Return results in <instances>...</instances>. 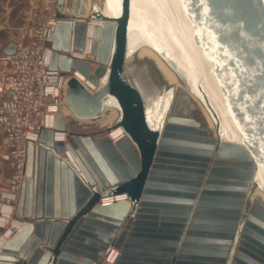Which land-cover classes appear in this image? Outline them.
Wrapping results in <instances>:
<instances>
[{"label": "water", "instance_id": "1", "mask_svg": "<svg viewBox=\"0 0 264 264\" xmlns=\"http://www.w3.org/2000/svg\"><path fill=\"white\" fill-rule=\"evenodd\" d=\"M56 7L51 70L74 69L97 87L71 78L68 108L81 120H106L110 109L118 117L110 138L96 139L70 131L60 112L55 130L29 142L18 225L0 264H72L61 248L81 242L96 264L115 249V264H264V200L253 195L264 192V0ZM91 19L101 20L95 60L74 58ZM201 106L220 138L196 126ZM64 131L66 144L54 137ZM123 195L130 200L98 205ZM160 211L168 216L158 220Z\"/></svg>", "mask_w": 264, "mask_h": 264}, {"label": "built area", "instance_id": "2", "mask_svg": "<svg viewBox=\"0 0 264 264\" xmlns=\"http://www.w3.org/2000/svg\"><path fill=\"white\" fill-rule=\"evenodd\" d=\"M56 10L57 7L50 10V19L35 31L29 45L19 44L15 54L5 56L4 71L0 75V125L4 130L7 158L16 173L10 189H7L12 194L10 201L14 209L25 176L29 142L38 143L43 128L55 130L58 113L63 112L66 118L72 115L65 110L68 108V82L73 77L79 79L82 76L74 69L70 72L51 70L55 51L52 34L60 20L56 16ZM79 52L72 50L70 54L74 58H80ZM81 82L91 93L96 91L97 87L88 79L84 78ZM108 111L107 120L98 121L109 122ZM109 127L105 130V136L110 133ZM59 136L61 140L58 139ZM54 137L65 144L70 140L67 131L55 132ZM6 192L1 194L3 199ZM119 200H129V197L123 195L119 199L112 198L109 203ZM115 255L117 258L118 254Z\"/></svg>", "mask_w": 264, "mask_h": 264}, {"label": "rangeland", "instance_id": "3", "mask_svg": "<svg viewBox=\"0 0 264 264\" xmlns=\"http://www.w3.org/2000/svg\"><path fill=\"white\" fill-rule=\"evenodd\" d=\"M57 0H0V75L4 71V51L11 44L29 45L35 31L46 23ZM90 60H95L92 56ZM109 122L98 120H81L73 115L69 116V130L72 132H98L96 136H105L106 129L114 125L115 110H109ZM116 121V120H115ZM16 173L7 158L4 145L3 131L0 127V201H4L1 194L10 189ZM4 228H0V236Z\"/></svg>", "mask_w": 264, "mask_h": 264}, {"label": "bare ground", "instance_id": "4", "mask_svg": "<svg viewBox=\"0 0 264 264\" xmlns=\"http://www.w3.org/2000/svg\"><path fill=\"white\" fill-rule=\"evenodd\" d=\"M90 3H92V0H90ZM89 9H90V7H89ZM88 12H87V14H88ZM100 23H101V20H99V19L89 20L88 34H87V40H86V49L83 52L78 53L80 58L88 59V60H90L92 58V55L90 54V52H91L90 49H91V45L94 41L93 31H94L95 25L100 24ZM80 75H82V74H80ZM84 78L85 77L82 75L79 77V80L81 81ZM85 79L87 80V78H85ZM172 85L181 86L182 84L179 81L175 80V78H174ZM65 110H66L67 114H72V112L70 111L69 108H67ZM110 110H112V109H110ZM107 115H108V113H107ZM117 117H118V113L115 111V116L113 117L112 121L115 122ZM94 120H99V119H94ZM106 120H107V118H106ZM196 126L199 128H205V129L209 130L211 136H213L215 138H220V136H221L222 127L210 119V117L207 113V109L204 106H201L199 109V113H198L197 119H196ZM112 127H113V125L109 127L110 131H111ZM58 139L61 140V137L59 136ZM253 195L261 197L264 200V192L259 187L255 188ZM3 197L5 200L0 201V228H4V231L0 236V251L2 249V246L5 242V240L13 235L14 230L18 225V223L16 222V220L14 218V211H15L14 205L10 201L12 198V194L7 191ZM111 199L112 198L106 199V203H109L111 201ZM115 260H116V255L113 254L109 258L108 261H109V263L113 264L115 262Z\"/></svg>", "mask_w": 264, "mask_h": 264}, {"label": "crops", "instance_id": "5", "mask_svg": "<svg viewBox=\"0 0 264 264\" xmlns=\"http://www.w3.org/2000/svg\"><path fill=\"white\" fill-rule=\"evenodd\" d=\"M67 126L69 127V117L67 118ZM0 127H1V129L3 131V136H4V130H3V128H2L1 125H0ZM86 133H93V132L91 131V132H86ZM103 137H105V136H95L96 139L103 138ZM211 137H213V136H211ZM250 182L252 183L253 181L251 180ZM129 200H130V198H129ZM142 202L143 201H141V203ZM151 202H156V201H151ZM105 203H106V199H101L100 202L98 203V205H103ZM168 203L169 202H166L165 204H168ZM175 204H177V203H175ZM138 207L140 208V205ZM156 214H157V216H159V219L158 220H161V218H163V216H168V215H163L162 214V211H160L159 213H153V215H156ZM171 216H174V215H171ZM134 219H135V217H134ZM127 220H128V218L123 219L121 222L123 224H125L127 222ZM187 220L188 221L185 223L186 224V227H188L189 224H190V218H188ZM160 222H162V221H160ZM79 244H81V245H75L73 247V248H75L76 251H73V250L66 251V248L63 247V248H61V253L64 254L65 252H68L69 254H71L72 256H74L75 258H73V259H71V260L68 261V262H70L72 264H84V262H82L81 260H86V261L90 260L91 261V264H96V261L94 259H92V258H90V257L87 256V254H90L89 250L86 247V244L87 243L81 242ZM194 244H206V243L196 242ZM116 251L117 250L115 249L113 251V254L116 253ZM60 259H61V256L58 257V259H57V261H56L55 264H59V260ZM108 260L109 259H103L102 258V260L100 261V263L101 264H111V263H109ZM116 260H117V258H116ZM116 260H115V262H116ZM115 262L113 264H115Z\"/></svg>", "mask_w": 264, "mask_h": 264}]
</instances>
